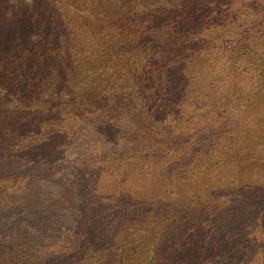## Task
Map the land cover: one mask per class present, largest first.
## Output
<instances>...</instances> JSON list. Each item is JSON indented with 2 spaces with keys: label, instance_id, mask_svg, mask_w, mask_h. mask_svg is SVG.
I'll use <instances>...</instances> for the list:
<instances>
[{
  "label": "trees",
  "instance_id": "16d2710c",
  "mask_svg": "<svg viewBox=\"0 0 264 264\" xmlns=\"http://www.w3.org/2000/svg\"><path fill=\"white\" fill-rule=\"evenodd\" d=\"M7 212L0 264H264V0H0Z\"/></svg>",
  "mask_w": 264,
  "mask_h": 264
},
{
  "label": "rangeland",
  "instance_id": "374dc122",
  "mask_svg": "<svg viewBox=\"0 0 264 264\" xmlns=\"http://www.w3.org/2000/svg\"><path fill=\"white\" fill-rule=\"evenodd\" d=\"M15 212H12V213H10V217L8 216L9 214H8V212L7 213H5V214H1L0 215V224H2L4 227L5 226H8V225H10V226H12L13 225V223H14V220H10V218H14L15 216V214H14ZM9 218V221H7V219ZM7 221V222H6ZM219 245L218 246H223L224 245V243L223 242H219L218 243ZM221 260V259H220ZM47 264V263H46Z\"/></svg>",
  "mask_w": 264,
  "mask_h": 264
}]
</instances>
